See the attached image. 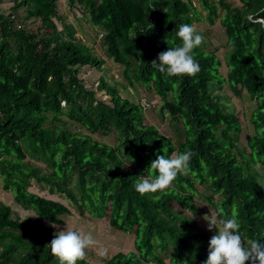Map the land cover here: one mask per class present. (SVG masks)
Returning <instances> with one entry per match:
<instances>
[{
	"label": "trees",
	"instance_id": "1",
	"mask_svg": "<svg viewBox=\"0 0 264 264\" xmlns=\"http://www.w3.org/2000/svg\"><path fill=\"white\" fill-rule=\"evenodd\" d=\"M12 1L0 9V178L33 214L0 201V264H220L223 226L249 239L232 244V264H264V0H65L124 82L85 79L104 61L63 21L61 0ZM199 21L224 28L222 58ZM243 93L254 108L242 149L231 99ZM151 106L174 139L146 122ZM31 180L133 233V249L90 262L55 229L71 209L30 191ZM197 194L216 222L202 219Z\"/></svg>",
	"mask_w": 264,
	"mask_h": 264
},
{
	"label": "rangeland",
	"instance_id": "2",
	"mask_svg": "<svg viewBox=\"0 0 264 264\" xmlns=\"http://www.w3.org/2000/svg\"><path fill=\"white\" fill-rule=\"evenodd\" d=\"M234 5H239V0H229ZM195 5H198L197 0H193ZM13 5L12 0H0V9L8 13L11 10ZM60 6V14L63 16V21L65 23L72 24L75 28V35L81 39L82 42L87 43L93 53L100 56L104 63L102 64V71H98L96 69L86 68L88 74L84 75L85 79H88L90 76L92 79H97L100 76V73L105 74L106 79L108 80H116L123 81L121 72L122 68L116 63L110 62V60L106 57L103 48L100 46V35H96L94 28L91 23H89L86 19L80 17V12L78 10L72 9L68 6L65 0L59 1ZM59 28L62 26L61 22H57ZM195 26L198 30L199 36L204 40V42L208 45L209 50L217 49L216 53L219 57H223L224 50H226V36L224 33V28L220 25L219 21H217L214 25L207 24L206 21H199L195 23ZM36 25L33 24L31 29L36 30ZM124 82V81H123ZM128 93H130V97L133 100L141 101V103H145L147 100L144 98V93L139 89V97H136V92L128 87ZM229 89H228V91ZM123 95L124 91L121 92ZM133 93V94H132ZM223 93V91H221ZM141 99V100H140ZM148 99V98H147ZM160 101L159 98L151 99V101ZM252 100L248 97L246 93H243L242 99L239 97L231 99V104L234 106V112L238 115V118L242 125V130L239 133L238 145L243 148L246 147L247 139L251 135L252 132V124H250L247 115H250L251 109L254 108L252 105ZM156 103V102H155ZM155 105V104H154ZM150 112L147 113V121L148 123H153L157 125L158 130L163 133L165 136L174 139L176 137V133L174 128L171 126L170 120L166 119L165 121L161 120L160 113L155 110V107H149ZM93 138L102 139V136L98 133L92 135ZM106 142L107 140L104 139ZM109 143V141H107ZM175 157V155H173ZM259 165V164H257ZM30 187L28 188L30 191L35 192L39 195H44L45 197L61 201L65 205H67L72 213L64 215L62 217L63 222L55 225V229L61 233L65 234V236H70L74 238L73 243L76 247L80 248L87 256V259L92 263H99L104 261L105 259L110 258L113 254L117 252L128 253L134 247V234L126 233L120 230L113 231L108 226V218H104L102 220L93 219L88 214L79 215L78 212L73 208L69 201L61 197L57 194H51L47 191L46 188H41L35 180H31ZM199 194L194 196L195 204L198 206V211L202 214L203 218H207V221L210 223L216 222L212 213H208L206 210L205 200L200 199ZM0 201L5 202L11 205V208L14 212V216L19 218H24L30 214H33L32 211H27L17 205L12 198V195L9 191H4L2 189V183L0 178ZM203 205V208H202ZM189 211V210H188ZM199 218V217H198ZM203 223L204 222H200ZM223 229V233L220 235V241L223 242L222 245H218L215 247L218 249L219 255L218 259L220 264H232V256L230 254L231 246L236 245L240 246L244 241L249 239L240 238L238 235L232 234L229 227H221ZM230 237V239L228 238ZM219 240V239H217ZM214 241V243L217 242ZM164 262L166 264H170L169 258L167 256L163 257Z\"/></svg>",
	"mask_w": 264,
	"mask_h": 264
},
{
	"label": "clouds",
	"instance_id": "3",
	"mask_svg": "<svg viewBox=\"0 0 264 264\" xmlns=\"http://www.w3.org/2000/svg\"><path fill=\"white\" fill-rule=\"evenodd\" d=\"M220 235H221V234L218 235V237H219L218 239H219V240H220ZM219 244L222 245L223 242L219 241ZM219 244H218V245H219ZM218 245H217V246H218ZM218 255H219V252L217 251V255H216L217 259H218ZM218 260H219V259H218ZM146 264H148V263H146Z\"/></svg>",
	"mask_w": 264,
	"mask_h": 264
}]
</instances>
